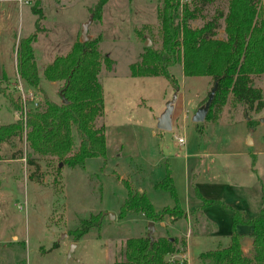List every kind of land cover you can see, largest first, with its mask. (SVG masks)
<instances>
[{"label": "rangeland", "instance_id": "obj_1", "mask_svg": "<svg viewBox=\"0 0 264 264\" xmlns=\"http://www.w3.org/2000/svg\"><path fill=\"white\" fill-rule=\"evenodd\" d=\"M97 1L31 0L20 7L10 0L4 9L0 6V76L4 68L12 76H5L0 93V125L21 115L16 106L20 95L14 66L18 39L37 34L34 46L42 81L38 89L23 83L26 90L35 93L41 106L46 94L59 100V84L46 80L44 69L66 51L63 47L80 38L83 24L90 19L88 9ZM158 5V0H108L102 21L89 26L90 39L102 36L101 50L115 61L112 70L103 66L101 72L105 110L98 125H105L106 161L93 158L84 167L72 168L57 158L44 157L36 166L25 157V136L1 146L5 159L0 160V264H114L123 260L126 240L146 235L153 221L143 213L119 218L129 189L137 191L142 186L157 211L172 207L170 192L156 187L166 178L167 169L182 208L195 207V191L189 187L194 174L201 187L210 189L220 201L202 213L217 226H194L190 264H203L202 252L217 249L220 242L229 243L235 209H245L251 216L264 205V108L247 112L241 104H233L231 95L217 122L197 123L193 115L208 100L214 86L211 77H187L181 65L174 66L179 82L175 92L164 76L131 75L130 65L139 60L148 38L151 46L161 47ZM217 8L226 10L227 2L208 4L194 26L212 18ZM40 9L44 18L37 29ZM146 24L152 26V38H141L136 32ZM255 81L264 94V74ZM175 97L172 128L161 130L159 119ZM179 136L185 138L184 143ZM12 154L17 158H11L16 157ZM108 212L115 214L113 219ZM98 213H102L101 229L89 231L72 250L70 231ZM198 218L202 225L203 218ZM173 222V217L164 225L155 222L154 236L175 237L179 232ZM178 227L186 236L191 224L184 219ZM55 243L59 245L53 248Z\"/></svg>", "mask_w": 264, "mask_h": 264}, {"label": "trees", "instance_id": "obj_2", "mask_svg": "<svg viewBox=\"0 0 264 264\" xmlns=\"http://www.w3.org/2000/svg\"><path fill=\"white\" fill-rule=\"evenodd\" d=\"M158 1L161 47L144 46L139 60L130 65L131 75L164 76L177 92L179 82L172 68L181 65L185 76H209L214 85L217 84L206 120L217 122L231 95L234 105L241 104L247 112H260L264 108V94L255 78L264 74V0ZM218 1H226L227 9L217 8L212 18L200 26H194V21L203 15L205 7ZM107 2L98 0L94 7H90L92 22L102 21ZM40 12L37 29L41 28L40 21L44 18L42 10ZM221 29L224 31L223 38L219 37ZM136 32L144 39L147 36L152 38L153 34L150 24ZM36 39V33L20 37L16 56L18 75L27 85L38 89L42 76L34 47ZM102 41V36L86 42H81L79 38L67 54L56 56L45 67V79L59 84V96L63 93L67 103L61 97L57 100L46 94L44 105L28 112L26 120L20 117L1 124L0 149L3 143H13L25 136V157L31 165L39 166V161L44 157L57 158L72 168L84 167L86 161L93 158L107 160L105 125H98L105 110L101 72L103 66L112 70L115 61L110 54L101 50ZM3 82L0 79V93L3 92ZM16 106L21 114V104L17 103ZM250 123L255 126L253 122ZM12 156L17 158V154ZM3 159L5 157L0 152V160ZM156 187L170 192L174 200L172 207L157 211L145 192L129 189L119 218L143 213L148 219L163 223L169 217L176 220L187 216L179 203L169 169L164 181L157 183ZM215 202L220 201L203 198V205L199 209ZM101 215L92 214L82 220L81 226L70 231L72 240L78 242L92 229L100 230ZM232 219L230 242L201 253L203 264H264V205L251 217H247L243 210L235 209ZM240 224H249L253 228V249L249 254L243 250L245 235L237 231ZM58 245L55 243L53 248ZM182 247H186L185 240L168 234L157 238H150L147 234L131 237L125 243L124 259L114 264H168V255L180 253Z\"/></svg>", "mask_w": 264, "mask_h": 264}, {"label": "crops", "instance_id": "obj_3", "mask_svg": "<svg viewBox=\"0 0 264 264\" xmlns=\"http://www.w3.org/2000/svg\"><path fill=\"white\" fill-rule=\"evenodd\" d=\"M8 1H10V0H2V1H0V6H2V8L4 9L5 7H7L6 5H5V3L6 2H8ZM19 3V2H18ZM19 5H20V7H22V6H24L25 4H20L19 3ZM88 11H89V13H90V10L88 9ZM24 36V35H23ZM22 37V36H21ZM219 37L220 38H223L224 37V31H223V29H221L220 30V32H219ZM20 39V38H19ZM19 39H18V41H19ZM76 41L75 40H73V41H71V44H67V46H65V47H63V49H65L64 51V53H61V54H59V55H65V54H67L69 51H70V49L72 48V46H73V44L75 43ZM35 44V43H34ZM35 47V46H34ZM63 51V50H62ZM58 55V56H59ZM55 59V58H54ZM14 66H15V71H16V75H18V70H17V56H16V53L14 54ZM182 71H183V69H182ZM4 75L5 76H7V78L8 79H11L12 78V76L10 75V73L7 71V70H5V68H4V70H3V74H1V76H0V79L1 80H3V81H5L6 79H4L5 77H4ZM15 76V75H14ZM19 77V80H18V82H21V83H24L25 85H27V83L18 75L17 76V78ZM11 82H12V80H11ZM15 83H16V80L14 81ZM54 83H56V82H54ZM13 122V121H12ZM105 134H106V132H105ZM251 141L253 142V140L251 139ZM253 157H254V160L256 159V157H255V154H253ZM191 186H192V188L194 189V191H195V197H196V200H195V207L193 208V209H188L187 207H183V209L187 212V216L186 217H184V218H182V219H176V220H174V222H173V225L175 224V229L179 232V234H177L176 235V237H178V238H181V239H183V240H185L186 241V247H185V251H183L184 253H185V255H186V257H187V260H188V264H190L189 263V255H190V246H191V238H193V224L195 223V226H197L198 227V224H200V227H210V226H214L215 227V223H212V222H210V220H209V218H208V216L206 215V214H202V213H204V212H208V210L209 209H206L207 207H205V208H202V209H199V208H201L202 207V205H203V198H205V199H207V200H216V199H214V198H216V197H213V195H211L207 190H210V189H208V188H204L203 189V185H202V187H201V184L200 183H198V181H196V177H195V174H194V177H193V179H192V181H190V188H191ZM195 188H197L198 189V191H199V193L201 194V196H199L198 195V193H197V191H196V189ZM139 191H141V192H145V190L142 188V186L139 188ZM146 193V192H145ZM168 206V205H167ZM262 207V206H261ZM260 207V208H261ZM260 208L258 209V211L260 210ZM244 212H245V214H246V211H245V209H242ZM257 211V212H258ZM201 216L202 218H203V224L201 225V223L199 222V218H198V216ZM255 215V214H254ZM254 215H251V216H254ZM246 216L247 217H251V216H248L247 214H246ZM186 220L188 223L190 222V224H191V229H189L188 231H187V235L185 236V235H183L181 232H180V230H179V224H180V222H181V220ZM232 221H233V219H232ZM164 223L165 222H163V224L162 225H164ZM233 224V223H232ZM242 225H246L245 226V228L244 229H240V226H242ZM217 226V225H216ZM252 230H253V228H252V226L251 225H249V224H240V225H238L237 226V231L239 232V233H242L243 235H245V237L243 238V250H244V252L245 253H247V254H249L251 251H252V249H253V239H252V237H251V233H252ZM230 242V241H229ZM228 245V244H227ZM219 247L220 246H224V242H220V244L218 245ZM218 247V248H219ZM215 250V249H214ZM203 253V252H202Z\"/></svg>", "mask_w": 264, "mask_h": 264}, {"label": "water", "instance_id": "obj_4", "mask_svg": "<svg viewBox=\"0 0 264 264\" xmlns=\"http://www.w3.org/2000/svg\"><path fill=\"white\" fill-rule=\"evenodd\" d=\"M92 23V19L90 18L87 22H85L83 24V29L81 32V36H80V41L81 42H86L90 39V36L88 35V30H89V26ZM145 46H151V40L150 38L147 39ZM217 90V84H215L209 94L208 100L205 103V105L199 107L195 114L193 115V121L194 122H203L204 120H206V117L209 113V109L210 106L213 102V99L215 97V93ZM60 97L62 98L64 103H67V99L65 98V95L63 93L60 94ZM176 97L174 98V100H171L167 103L166 106V111L164 113V115L159 119V123H158V128L161 130H171L172 128V124H171V116L174 110L173 104L175 103ZM108 215H110V218H114L115 214L112 212H108ZM155 230H156V226H155V222H150L148 224V233L147 235L150 238H154V234H155ZM77 243L74 242L72 244V250L76 247ZM69 256H71V253H69Z\"/></svg>", "mask_w": 264, "mask_h": 264}, {"label": "built area", "instance_id": "obj_5", "mask_svg": "<svg viewBox=\"0 0 264 264\" xmlns=\"http://www.w3.org/2000/svg\"><path fill=\"white\" fill-rule=\"evenodd\" d=\"M20 4H28L31 0H16ZM16 88L19 91L20 104L22 106V112L20 117L26 120L28 112L32 109H37L40 107V102L37 100L36 95L33 91H27L24 84L18 82ZM19 117V118H20ZM178 140L181 143L185 142V138L183 136H179ZM168 264H188L187 257L183 251L180 253H171L167 257Z\"/></svg>", "mask_w": 264, "mask_h": 264}]
</instances>
